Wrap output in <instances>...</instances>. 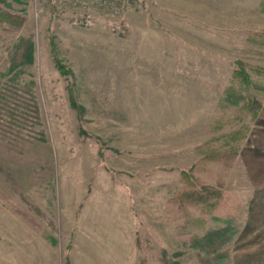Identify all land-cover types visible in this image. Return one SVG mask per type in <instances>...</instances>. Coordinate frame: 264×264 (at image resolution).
<instances>
[{
    "label": "rangeland",
    "instance_id": "rangeland-1",
    "mask_svg": "<svg viewBox=\"0 0 264 264\" xmlns=\"http://www.w3.org/2000/svg\"><path fill=\"white\" fill-rule=\"evenodd\" d=\"M9 261L264 264V0H0Z\"/></svg>",
    "mask_w": 264,
    "mask_h": 264
},
{
    "label": "trees",
    "instance_id": "trees-1",
    "mask_svg": "<svg viewBox=\"0 0 264 264\" xmlns=\"http://www.w3.org/2000/svg\"><path fill=\"white\" fill-rule=\"evenodd\" d=\"M58 62L59 61L57 60V64ZM235 65H236V69L233 73V80L237 81L244 90L243 95H241L242 101H244L242 109L249 113H252L255 110H259L262 107V105L258 100H256L253 97L251 93V88L252 86L254 87V82L250 79L245 64L239 61L236 62ZM58 67L61 70H63V72H67L64 71L65 69L62 65L61 66L59 65ZM71 101L75 104L72 94H71ZM67 264L70 263L67 262Z\"/></svg>",
    "mask_w": 264,
    "mask_h": 264
},
{
    "label": "crops",
    "instance_id": "crops-1",
    "mask_svg": "<svg viewBox=\"0 0 264 264\" xmlns=\"http://www.w3.org/2000/svg\"><path fill=\"white\" fill-rule=\"evenodd\" d=\"M8 263H9V264H16L15 262H10V261H9Z\"/></svg>",
    "mask_w": 264,
    "mask_h": 264
}]
</instances>
